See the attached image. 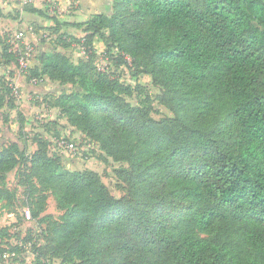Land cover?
<instances>
[{
    "label": "trees",
    "instance_id": "1",
    "mask_svg": "<svg viewBox=\"0 0 264 264\" xmlns=\"http://www.w3.org/2000/svg\"><path fill=\"white\" fill-rule=\"evenodd\" d=\"M23 10L50 18L33 6ZM63 25L84 28L76 40L85 54L97 56L95 39L117 49L118 63L136 78L151 77L173 112L157 121L150 97L131 103L132 85L101 71L91 55L76 62L58 45L23 71L29 81L48 77L82 89L44 98L67 119L47 121L45 130L72 126L128 165L117 171L127 188L118 198L97 172L65 169L39 136L31 154L18 142L0 149V180L27 160L40 183L55 189L66 209L65 260L264 264V0H114L110 13ZM54 42L68 48L72 41L60 35ZM21 53L5 42L0 62L18 67ZM11 84L0 78L4 124L14 110L24 118ZM173 203L182 211L166 213ZM31 264L49 263L35 252Z\"/></svg>",
    "mask_w": 264,
    "mask_h": 264
},
{
    "label": "rangeland",
    "instance_id": "2",
    "mask_svg": "<svg viewBox=\"0 0 264 264\" xmlns=\"http://www.w3.org/2000/svg\"><path fill=\"white\" fill-rule=\"evenodd\" d=\"M11 13L16 16L18 12ZM37 30L44 40L52 41L54 39L50 38L52 37L51 29L46 30L43 28L41 32L39 29ZM12 33L13 30L10 32V38ZM49 38L50 40H48ZM9 43L14 45L10 41ZM71 44H74L72 48L69 49L68 47V50L63 51L71 59L77 62L86 60L88 59L87 56L91 55L101 71H111L120 76L126 84L132 85L134 93L128 98V101L137 105L142 103L146 97H150L154 107L152 111L154 119L160 121L163 118L173 117V112L160 102L161 88L153 84L151 77L141 75L136 78L131 74L128 65L119 64L118 58H116L119 55L117 49L107 51L103 42L96 40L94 45L97 51L96 56L93 52L85 54V48L80 47L79 40L72 39ZM32 47L36 50L35 46L32 45ZM24 50L25 48L22 49V51ZM20 53L19 50L18 55ZM18 68L22 71L26 70L20 64ZM137 84L142 85V90L136 88ZM11 85L18 87L15 96L16 100L19 101L20 88L14 82ZM66 87L69 88V92L82 91L79 85L70 84ZM44 101L42 95L38 96L34 93L30 102L37 106L42 105ZM40 108L48 111L49 117L58 115L55 110H53L54 112L51 110L47 103ZM7 112L8 110L4 107L0 114V149L10 143L18 142L22 147L26 144L27 150L31 154L37 149L33 137L39 136L41 138L38 137V139L46 144L49 154L58 157L65 169L93 170L101 176L112 195L120 198L126 194V185L119 180L117 171L122 167H127V163L117 162L105 156L98 142L89 139L84 133L69 125L62 126L63 129L55 130V125L50 124L45 130L42 124L50 121V119L43 118L39 109L28 114L31 117L30 120L26 117V119L20 118L17 110H14L11 121L4 124L3 118ZM22 114L25 115L24 112ZM59 123L61 124V122ZM63 139L67 140L72 147L61 146L60 143ZM104 158L107 160L104 161ZM182 209L181 205L173 203L169 204L165 211L174 215ZM28 212L30 218L27 217ZM65 213L66 209L59 201L55 189L42 185L31 168V163L22 160L18 166L5 175L4 180H0V264H31L35 260V252L43 253L49 264L79 263L78 260L75 262L65 260L67 247L64 230L65 222L63 220ZM197 235L208 237L207 234L198 231ZM210 237L231 238L230 235L222 234H215Z\"/></svg>",
    "mask_w": 264,
    "mask_h": 264
},
{
    "label": "crops",
    "instance_id": "3",
    "mask_svg": "<svg viewBox=\"0 0 264 264\" xmlns=\"http://www.w3.org/2000/svg\"><path fill=\"white\" fill-rule=\"evenodd\" d=\"M113 4L114 0H0V51L3 43H9V41L14 44L12 45L13 51L18 53L19 50L22 51L23 48L33 45L36 47V50L28 62V67L38 65L36 55L39 51L50 50L54 45H58L57 50L61 52L68 50L60 44H55L53 40H56L58 36L64 35L67 41L71 42L72 39H81L85 35L84 28L63 25L64 22L85 23L94 14L112 12ZM26 5L45 10L51 17L46 18L38 14L24 11L23 9ZM15 11L19 13V15L18 13L16 15L19 17L17 19H14V15L11 13ZM43 28L46 30L51 29L52 37L50 38H54L52 41H46L39 35L37 29L41 32ZM12 30L11 39L9 36ZM20 32L24 35L20 39H17V35ZM50 38L48 40H50ZM96 40L98 39H95V41ZM73 46L74 44H71L69 49ZM1 77H5L7 80L19 86L21 96L17 103L19 104V110L25 114L23 115L24 118L26 117L30 120L31 117H29L28 114H31V111L37 109L41 110V116L43 118L47 117L50 120H56L58 118L59 111L57 108L51 107V110H55L58 115H56V117H49L48 111L40 108L45 105V101L42 105L36 106L34 103L30 102L31 97L34 93L38 96L42 95L43 99L50 94H60L62 90L67 89L66 86L68 85L60 84L58 81L50 80L48 77H44L38 82L29 81L25 73L11 63H0V78ZM29 110L30 112H28ZM13 116L14 115H12V117ZM58 121L67 124L66 118H58Z\"/></svg>",
    "mask_w": 264,
    "mask_h": 264
},
{
    "label": "built area",
    "instance_id": "4",
    "mask_svg": "<svg viewBox=\"0 0 264 264\" xmlns=\"http://www.w3.org/2000/svg\"><path fill=\"white\" fill-rule=\"evenodd\" d=\"M24 34L22 32H20L18 35H17V39H20ZM33 52H34V48L32 46H28L25 48L24 51H22L20 57H19V63H20V66L23 68V69H27L28 68V62L29 60L31 59V57L33 56ZM34 82H38V79H33ZM13 87V91H14V94L16 92H18V87L15 86V85H12ZM61 146L63 147H72L70 146V144L68 143V141L66 142V140H62L61 141ZM27 217L30 218V213L28 212L27 214Z\"/></svg>",
    "mask_w": 264,
    "mask_h": 264
}]
</instances>
